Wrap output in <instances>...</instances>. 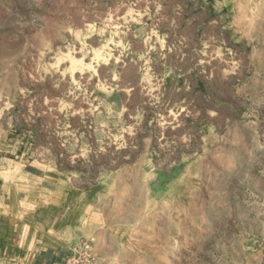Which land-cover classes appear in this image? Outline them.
Instances as JSON below:
<instances>
[{"label": "rangeland", "instance_id": "374dc122", "mask_svg": "<svg viewBox=\"0 0 264 264\" xmlns=\"http://www.w3.org/2000/svg\"><path fill=\"white\" fill-rule=\"evenodd\" d=\"M6 192L0 264H264V0H0Z\"/></svg>", "mask_w": 264, "mask_h": 264}, {"label": "crops", "instance_id": "0c3cea01", "mask_svg": "<svg viewBox=\"0 0 264 264\" xmlns=\"http://www.w3.org/2000/svg\"><path fill=\"white\" fill-rule=\"evenodd\" d=\"M31 170V169H30ZM29 169H25L24 170V173L27 175V176H29V177H37L38 175L37 174H35L34 172H33V170L32 171H30ZM51 180L50 181H52V179L53 178H50ZM44 180H42V185L41 186H39V185H36V186H33V185H31V184H29V189L30 190H32V196H34V195H36L35 193L37 192V191H40V192H42L43 194H47V195H49L50 193L52 194V192L53 191H55V189L53 188V187H51L49 184L51 183V182H47V184L45 183V182H43ZM47 181V180H46ZM5 185V184H4ZM2 187H4L3 185H2ZM34 194V195H33ZM0 196H12L11 194H9V192H6V193H3L2 195H0ZM16 196H21L20 194H16ZM58 256H53L52 258H51V262L54 264V262L56 261V260H58Z\"/></svg>", "mask_w": 264, "mask_h": 264}, {"label": "bare ground", "instance_id": "6f19581e", "mask_svg": "<svg viewBox=\"0 0 264 264\" xmlns=\"http://www.w3.org/2000/svg\"><path fill=\"white\" fill-rule=\"evenodd\" d=\"M108 44H109V43H108ZM106 46H107V45H106ZM107 47H108V46H107ZM98 50H99V49H98ZM99 51H100V50H99ZM96 53H97V52H96ZM107 53H108V52H107ZM68 54H69V52H68ZM99 54H100V53H99ZM99 54H98V55H99ZM69 55H70V54H69ZM69 55H68V57H69ZM95 55H96V54H95ZM99 56H100V55H99ZM101 56H102V55H101ZM108 56H110V54H109ZM94 57H95V56H94ZM104 57H105V56H104ZM92 58H93V57H92ZM97 58H98V57H97ZM97 58H96V59H97ZM71 59H73V58H70V60H71ZM94 59H95V58H94ZM106 59H107V58H106ZM106 59H105V60H106ZM74 60H76V59H74ZM115 60H116V58H115ZM77 61L79 62V60H77ZM81 61H82V60H81ZM103 61H104V60H103ZM72 63H74L73 60H71V64H72ZM76 63H77V62H75L74 64H76ZM105 63H106V62H105ZM74 64H73V65H74ZM82 64H83V63H82ZM69 65H70V64H69ZM80 65H81V64H80ZM81 66H82V65H81ZM75 67H76V66H75ZM89 67H90V66H89ZM86 68H87V67H86ZM70 69H73V68H70ZM74 69H75V68H74ZM74 69H73V70H74ZM78 69H80V67H79ZM72 76H73V75H72ZM72 76H71V77H72ZM119 82H120V81H119Z\"/></svg>", "mask_w": 264, "mask_h": 264}]
</instances>
